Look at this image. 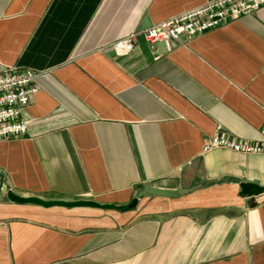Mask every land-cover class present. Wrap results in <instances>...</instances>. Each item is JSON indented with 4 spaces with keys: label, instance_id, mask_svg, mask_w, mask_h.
I'll list each match as a JSON object with an SVG mask.
<instances>
[{
    "label": "crops",
    "instance_id": "1",
    "mask_svg": "<svg viewBox=\"0 0 264 264\" xmlns=\"http://www.w3.org/2000/svg\"><path fill=\"white\" fill-rule=\"evenodd\" d=\"M209 0H0V72L38 73L23 138L0 141V264H264V8L168 51L140 37ZM133 209L19 204L44 200Z\"/></svg>",
    "mask_w": 264,
    "mask_h": 264
},
{
    "label": "built area",
    "instance_id": "2",
    "mask_svg": "<svg viewBox=\"0 0 264 264\" xmlns=\"http://www.w3.org/2000/svg\"><path fill=\"white\" fill-rule=\"evenodd\" d=\"M262 8L264 0H209L146 29H136L114 43L113 48L118 56L128 55L143 37L149 46L164 43L171 51L173 43L182 38L190 41ZM37 77L38 73L29 68L10 67L0 72V141L23 138L27 134L28 124L22 113L40 91ZM261 132V140L237 141L218 129L204 151L226 148L243 154H264V125Z\"/></svg>",
    "mask_w": 264,
    "mask_h": 264
},
{
    "label": "water",
    "instance_id": "3",
    "mask_svg": "<svg viewBox=\"0 0 264 264\" xmlns=\"http://www.w3.org/2000/svg\"><path fill=\"white\" fill-rule=\"evenodd\" d=\"M241 187V195L243 196H258L260 194L264 193V186L255 184V183H246V182H241L240 183ZM5 184H4V178L1 176V182H0V189H5ZM194 188L191 189H184V190H179V191H169V190H161L157 188H153L150 186L144 187L141 191L138 192L137 197L132 200V202L127 206V207H117L115 205L111 204H101L95 201H85V200H80V201H63V200H44L39 197H22L19 196L12 191L8 192V198L15 203L19 204H33V205H39L45 208H50V207H94V208H102V209H116V208H129L133 209L137 206L139 199L147 196V195H155L159 197H169V198H174V197H180L183 195H186L193 191Z\"/></svg>",
    "mask_w": 264,
    "mask_h": 264
}]
</instances>
